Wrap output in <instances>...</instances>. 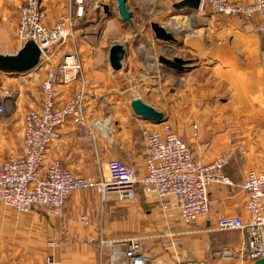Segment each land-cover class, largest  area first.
Here are the masks:
<instances>
[{
	"label": "crops",
	"instance_id": "1",
	"mask_svg": "<svg viewBox=\"0 0 264 264\" xmlns=\"http://www.w3.org/2000/svg\"><path fill=\"white\" fill-rule=\"evenodd\" d=\"M108 1L87 0L80 19L73 0L42 1L46 26L68 15L74 18L76 27L68 47L83 59V77L59 84L56 103L64 105L81 90L86 94V123L69 121L58 129L45 166L59 161L63 168L93 179L108 175L111 160L143 171L144 131L160 126L137 118L131 103L139 98L165 114L166 123L190 146L198 162L208 164L232 154L225 173L234 186L210 188V214L192 226L181 224L175 209L163 211L156 195L143 192L138 202L104 204L94 191H78L61 218L43 210L17 215L4 208L0 212V264H48L50 258L54 264H124L123 257L114 262L109 253L100 251L102 235L118 242L121 251L131 239L141 240L152 264H251L240 255L241 234L218 231L217 225L227 216L249 218L245 175L264 169L260 17L196 12L202 27L193 30L194 22L185 18V10L174 9L183 0H128L132 23H126L119 15L116 20L109 18L110 8L109 13L103 10V5L109 7ZM23 5L24 0H0L2 54L15 55L23 47L17 34ZM98 5L102 9L97 10ZM154 23L173 33L177 44L158 40ZM111 38L124 41L119 44L126 52L120 72L109 63L110 49L116 45L109 42ZM160 57L182 58L189 70L177 75L160 64ZM45 77L46 67L25 75L0 72V104L4 106L0 165L11 154L23 152L25 114L41 107ZM82 214L89 215L90 226L78 222Z\"/></svg>",
	"mask_w": 264,
	"mask_h": 264
},
{
	"label": "built area",
	"instance_id": "2",
	"mask_svg": "<svg viewBox=\"0 0 264 264\" xmlns=\"http://www.w3.org/2000/svg\"><path fill=\"white\" fill-rule=\"evenodd\" d=\"M42 1L24 0L17 34L22 44L31 39L41 51L49 49L43 52L41 62V67H46L41 85L43 99L39 109L25 114L23 152L11 154L0 165V212L7 208L22 215L43 210L61 218L67 202L78 191H94L104 204L138 202L143 192L156 195L162 201L163 211L175 209L183 223L196 224L207 219L210 188L234 186V181L225 173L232 154L220 156L208 164L200 163L190 146L168 123L159 125V130L144 131L146 155L141 172L120 160L107 164L108 175L102 179L81 177L63 168L59 161L45 166L48 147L57 138L58 129L69 121L75 125L86 123V94L81 90L64 105L56 103L59 84H69L83 77V61L77 52L68 49H63L59 55L56 53L55 47L63 46L72 38L76 21L68 15L53 26H46ZM86 3L87 0H73L77 19L83 17ZM204 9L227 17L259 16L261 22L257 30L264 51V0H252L250 4L243 0H202L201 10ZM3 112L4 106L0 104V115ZM243 190L249 218H221L217 229L239 232L242 237L240 255L255 264L264 259V169L247 171ZM77 220L82 226H90L88 214L80 215ZM99 246L114 262L123 257L124 264H152L139 239H131L121 251L118 242L108 241L102 235ZM48 264L54 261L50 258Z\"/></svg>",
	"mask_w": 264,
	"mask_h": 264
},
{
	"label": "water",
	"instance_id": "3",
	"mask_svg": "<svg viewBox=\"0 0 264 264\" xmlns=\"http://www.w3.org/2000/svg\"><path fill=\"white\" fill-rule=\"evenodd\" d=\"M117 11L122 21L126 23H132V13L129 11L127 2L128 0H116ZM202 0H183L174 5V9L177 11L188 10L185 15L189 16L192 12L201 11ZM104 10L109 13V7L103 5ZM152 29L155 32L156 38L168 44H177V39L165 27L159 24H152ZM49 49L41 51L38 45L31 39L27 40L22 49L15 55H5L0 53V72L29 74L32 71L41 67L43 60V52L47 53ZM126 58V52L122 45H113L110 49L109 63L111 68L120 72L124 70V61ZM160 64L168 69L175 71L177 75L182 76L189 69L186 61L182 58L175 57L172 60L166 57L159 58ZM126 70V69H125ZM131 108L139 120L145 121L152 125H161L167 122V118L164 113L156 110L152 106L143 102L141 99H134L131 103ZM255 264H264V259L258 260Z\"/></svg>",
	"mask_w": 264,
	"mask_h": 264
},
{
	"label": "rangeland",
	"instance_id": "4",
	"mask_svg": "<svg viewBox=\"0 0 264 264\" xmlns=\"http://www.w3.org/2000/svg\"><path fill=\"white\" fill-rule=\"evenodd\" d=\"M116 0H109L108 1V5H109V8H110V19L111 20H116V16H118L119 15V13H118V11H117V7H116ZM127 5H129L128 4V2H127ZM96 9L97 10H100V9H102V7H101V5H98V6H96ZM103 10H104V8H103ZM184 13H187L188 12V10H185V11H183ZM193 13H196V12H192V14H191V16H187V15H185V16H187V17H185L186 19H188L189 21H192V22H194V25H192V27H190V29H193V30H196V29H198V28H200V27H202V25L201 24H198V22H197V20H198V18H197V14H193ZM199 13H201V14H210L211 12H209L208 10H206V9H204V10H201V11H199ZM176 14L177 13H175V16H176ZM211 14H213V13H211ZM178 15V14H177ZM177 17V16H176ZM175 18V17H174ZM167 29V28H166ZM75 31V30H74ZM133 39V38H132ZM131 39V40H132ZM109 42H111V43H115V44H122V42H124L123 41V39H120L119 40V38L118 39H113V38H111L110 40H109ZM121 42V43H120ZM68 45H69V41H68V43H66V44H64L63 46H57V47H55V51H56V53L59 55V53L63 50V49H68L69 51H70V49H69V47H68ZM57 58V57H56ZM81 58V57H80ZM83 60V59H82ZM3 117L4 116H2V117H0V120H2L3 119ZM95 196H93V198H94ZM97 202H98V204L100 205L101 204V202H100V200L97 198ZM102 205V204H101ZM103 206V205H102ZM39 211H41V210H39ZM47 220H48V223H50L49 221H50V219L49 218H47ZM179 222H181V224H183V225H190V226H192L193 224H186V223H183L182 221H180L179 220ZM233 236H234V234H232ZM236 238H238L239 239V235L236 233Z\"/></svg>",
	"mask_w": 264,
	"mask_h": 264
}]
</instances>
